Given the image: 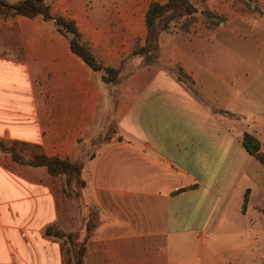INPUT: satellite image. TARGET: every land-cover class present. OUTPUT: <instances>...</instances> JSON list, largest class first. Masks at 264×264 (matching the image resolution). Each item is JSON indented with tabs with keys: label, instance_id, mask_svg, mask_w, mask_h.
<instances>
[{
	"label": "crops",
	"instance_id": "0c3cea01",
	"mask_svg": "<svg viewBox=\"0 0 264 264\" xmlns=\"http://www.w3.org/2000/svg\"><path fill=\"white\" fill-rule=\"evenodd\" d=\"M45 1L119 81L73 53L54 20L0 16V140L78 162L118 133L98 147L101 253L85 264L90 254L92 264H264V165L242 143L248 133L264 153V0L243 12L209 0L226 20L195 22L168 43L161 33L156 60L133 52L160 0ZM8 156L0 264H64L46 234L58 216L47 169Z\"/></svg>",
	"mask_w": 264,
	"mask_h": 264
},
{
	"label": "rangeland",
	"instance_id": "374dc122",
	"mask_svg": "<svg viewBox=\"0 0 264 264\" xmlns=\"http://www.w3.org/2000/svg\"><path fill=\"white\" fill-rule=\"evenodd\" d=\"M160 1L162 3H166L168 0ZM191 1L198 9L195 22H201L203 24L206 20L212 21L211 19L215 16L210 13V10L212 7H215L208 2L209 0ZM250 2L248 0H227V5L229 9H233L235 12H243L246 10L255 9L252 6L250 7ZM204 12L210 13L212 18H205ZM187 19L188 18H182L180 20L171 22L169 30L163 32L166 34V39L164 38V41L172 42V40L169 41L171 39V35L177 36L181 30L189 31L195 22L193 21L194 23L189 24V19ZM213 19H215L213 20L215 24L226 20L224 15H220L218 19L217 17ZM150 53H152V58L154 60L160 57L159 42L158 48ZM140 55L143 56L145 54ZM223 56L225 57L224 54ZM174 69L178 75V78L181 76L182 79L183 72H181L178 67H175ZM104 136L105 139L119 137L118 133L109 129L105 135L94 140V146L88 150L87 154L83 155V159L78 161V163L82 165L85 164L86 167L83 176H81L79 180L76 181L73 176L65 175L49 178L46 172L47 170L45 169L43 170V174L41 176L43 185L50 189L53 199L57 204V220L55 223H52L49 226L54 231L62 232L63 235H65L64 237H56L52 235V239H55L53 241L57 243L59 253H62L64 264H75L78 247L82 244H86L87 253H101V177H97V160L99 156L98 147L101 145V141L103 140ZM1 142H4L10 150L21 153L26 159H30V156L33 152H37L34 146L27 143V145H23L21 142L19 144H15L12 140H0V143ZM2 153L4 154L5 152L0 149V156ZM8 155V157L12 160L11 154ZM90 159L94 160V162H90ZM69 235H72V238L75 241L74 244L70 243L68 238ZM195 247L198 249L195 250L193 247L192 251L188 250L187 252L200 253L201 250L197 244H195ZM93 256V254H90L89 264L93 263L92 261H94L95 258V256Z\"/></svg>",
	"mask_w": 264,
	"mask_h": 264
},
{
	"label": "trees",
	"instance_id": "16d2710c",
	"mask_svg": "<svg viewBox=\"0 0 264 264\" xmlns=\"http://www.w3.org/2000/svg\"><path fill=\"white\" fill-rule=\"evenodd\" d=\"M248 1L250 2L251 0ZM197 14L198 9L191 0H168L166 3H151L146 14L147 35L145 46L137 47L133 55L153 52L158 48L159 35L169 30L171 22L182 18H188L189 24H192L196 21L195 18ZM0 15L4 18L15 16L34 18L41 15L46 20H54L58 31L68 38L73 53L79 56L94 71L104 72L103 79L107 83H117L119 81V70L104 66L83 41L82 35L77 29L75 22L59 16L53 17L50 6L45 0H21L15 3L0 0ZM208 18H212L210 13L207 14V19ZM13 142L15 144L20 143L17 141ZM242 143L246 151L264 165V153L261 151L260 141L254 136L245 133ZM21 144L27 145L26 143ZM34 147L37 152H33L30 159H26L21 153L10 150L4 142L0 143V149L5 153L11 154L12 160L21 165H29L37 168L44 167L53 177L61 175L73 176L77 181L82 176L84 168L82 164L69 159L48 157L43 153L40 146L34 145ZM247 202L248 200L246 198L244 209L246 208ZM46 234L56 237L65 236L62 232H56L51 227L46 229ZM68 238L70 243L74 244L75 241L72 235H69ZM86 254V244L80 245L78 247L75 264H85Z\"/></svg>",
	"mask_w": 264,
	"mask_h": 264
}]
</instances>
